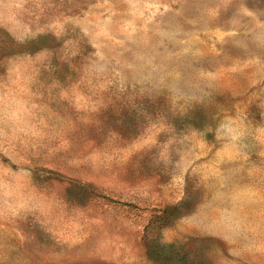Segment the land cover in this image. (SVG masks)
Instances as JSON below:
<instances>
[{
    "label": "rangeland",
    "instance_id": "1",
    "mask_svg": "<svg viewBox=\"0 0 264 264\" xmlns=\"http://www.w3.org/2000/svg\"><path fill=\"white\" fill-rule=\"evenodd\" d=\"M0 264H264V0H0Z\"/></svg>",
    "mask_w": 264,
    "mask_h": 264
}]
</instances>
